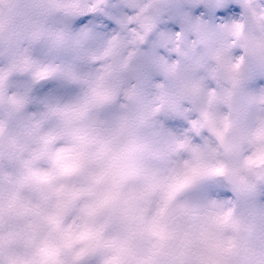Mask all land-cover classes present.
Here are the masks:
<instances>
[{
    "label": "snow or ice",
    "instance_id": "6c2138e0",
    "mask_svg": "<svg viewBox=\"0 0 264 264\" xmlns=\"http://www.w3.org/2000/svg\"><path fill=\"white\" fill-rule=\"evenodd\" d=\"M0 264H264V0H0Z\"/></svg>",
    "mask_w": 264,
    "mask_h": 264
}]
</instances>
